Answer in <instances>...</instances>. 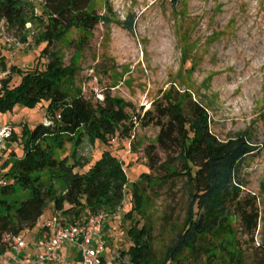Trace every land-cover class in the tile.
I'll use <instances>...</instances> for the list:
<instances>
[{
    "label": "rangeland",
    "instance_id": "1",
    "mask_svg": "<svg viewBox=\"0 0 264 264\" xmlns=\"http://www.w3.org/2000/svg\"><path fill=\"white\" fill-rule=\"evenodd\" d=\"M43 2L23 0V27L5 21V39L20 42L21 50L8 49L0 30V58L22 72L33 71L37 62L43 69L45 59H39L47 41ZM88 11L105 22L83 37L81 46L77 32L67 35L60 45L65 65L73 60L79 69L75 86L86 100L100 101L108 92L131 104L135 113H143L151 102L170 92L182 98L184 106L190 102L203 109L209 129L219 141L244 134L260 146V151L242 164L237 177L242 196L255 198L260 217L254 235L240 236L241 255L244 264L264 263V0H176L174 5L171 0H91ZM129 20H133L130 30L126 28ZM18 80L13 73L9 88ZM45 108V103L33 110L16 106L0 113V129L12 126L17 137L6 142L2 161L11 153L16 158L23 155L21 130L41 123ZM158 132L152 125L135 126L128 138L115 136L111 143L110 137L105 147L122 163L127 179L115 212L97 211L104 218L100 255L106 264L130 245L126 231L135 220L122 218L133 205L130 185L140 174L150 175V182L139 180L144 189L142 200L147 202L143 216H132L143 217L139 227L144 224L150 229L156 258H161L175 229L184 222L187 199L182 179L165 181L159 166L166 155L155 148L150 162L146 154L156 145ZM81 143L75 171L84 173L100 157L102 147L99 143L92 146L86 137ZM72 152V145L66 143L55 150L54 157L72 164ZM46 214H54L51 206ZM233 229L241 233L240 223H234ZM4 256L0 264H11ZM121 262L128 264L129 258L123 256Z\"/></svg>",
    "mask_w": 264,
    "mask_h": 264
},
{
    "label": "trees",
    "instance_id": "2",
    "mask_svg": "<svg viewBox=\"0 0 264 264\" xmlns=\"http://www.w3.org/2000/svg\"><path fill=\"white\" fill-rule=\"evenodd\" d=\"M43 1L47 30V41L39 53V59H45L43 69L37 62L33 71L22 72L0 58V69L8 72L0 85V113L16 106L33 110L45 103L46 117L53 120L50 127L42 122L23 126L20 158L14 153L4 161L0 157V257L11 253L2 237L32 230L49 206L54 213L75 220L85 209L115 212L127 179L122 163L105 147L110 137L113 142L115 136L126 139L135 126L152 125L159 132L156 145L146 154L150 162L155 148L166 155L159 166L165 181L182 179L181 189L187 199L184 222L175 229L161 258H156L150 229L144 224L139 227L143 217L132 216H143L147 202L142 200L144 189L139 180L150 182V175L140 174L130 185L133 205L122 218L135 220L126 231L130 245L109 264H122L123 256L129 258L128 264H244L240 236L254 235L260 217L255 198L242 196L237 175L260 146L244 134L219 141L209 129L205 111L196 103L184 106L183 99L170 92L151 102L143 113H135L131 104L108 92L100 101L86 100L75 86L79 69L73 60L65 65L60 45L67 35L77 32L81 46L83 37L106 19L88 11L91 0ZM171 3L176 4V0ZM23 8V0H0V18L9 25L23 27ZM132 26L133 20H129L126 28ZM13 73L19 80L9 88ZM85 137L92 146L99 143L102 151L86 172L79 173L75 169ZM16 138L12 133L10 140ZM66 143L72 145V164L54 157L55 150ZM236 222L240 223L241 233L233 229ZM101 264H106L102 257Z\"/></svg>",
    "mask_w": 264,
    "mask_h": 264
},
{
    "label": "built area",
    "instance_id": "3",
    "mask_svg": "<svg viewBox=\"0 0 264 264\" xmlns=\"http://www.w3.org/2000/svg\"><path fill=\"white\" fill-rule=\"evenodd\" d=\"M6 22L0 20L1 38L10 50H21L20 42L13 43L5 39L4 32ZM11 58V55L10 57ZM8 75L7 71L0 70V83ZM58 117V116H56ZM45 117L42 121L44 126L53 125V120ZM50 120L51 122H49ZM13 128L11 126L0 129V157L4 158L6 152V142L11 138ZM113 142V140L111 139ZM2 181L0 180V184ZM103 216L100 212L84 211L77 220L66 222L61 212L54 213L48 220L42 223V234L36 240L34 246L37 254L19 260V253L25 250L28 243L25 234L17 236L5 234L2 243H7L16 255L11 258L14 264H68L62 254L65 245L74 247L79 256L80 264H101V252L104 250V240L100 234Z\"/></svg>",
    "mask_w": 264,
    "mask_h": 264
},
{
    "label": "crops",
    "instance_id": "4",
    "mask_svg": "<svg viewBox=\"0 0 264 264\" xmlns=\"http://www.w3.org/2000/svg\"><path fill=\"white\" fill-rule=\"evenodd\" d=\"M52 215H47V214L43 215L39 219L37 225L32 230L27 231L25 239L28 243V246L25 250H23L19 253V255H18L19 260L22 261L25 258L34 257L37 254V251L35 249L34 244H35L36 240L42 234V231H43L42 223H43V221L48 220ZM62 216L66 220V222L69 221L72 223L73 221H75V218H73V217H69V216H66L64 214H62ZM12 252H14V251H11V253L5 254L4 257L8 258V260H10L12 258V256L14 257L16 255L15 253L12 254ZM62 254L65 258V261L68 264H80L78 253L76 252L74 247H72L70 245H65L62 249ZM11 264H14L13 261H11Z\"/></svg>",
    "mask_w": 264,
    "mask_h": 264
}]
</instances>
